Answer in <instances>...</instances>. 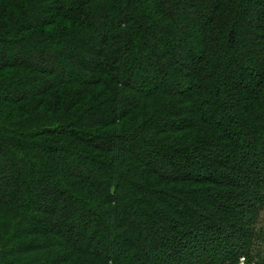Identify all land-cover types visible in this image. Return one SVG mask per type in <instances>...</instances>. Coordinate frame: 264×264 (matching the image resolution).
I'll return each mask as SVG.
<instances>
[{"label":"trees","instance_id":"16d2710c","mask_svg":"<svg viewBox=\"0 0 264 264\" xmlns=\"http://www.w3.org/2000/svg\"><path fill=\"white\" fill-rule=\"evenodd\" d=\"M0 164V264H264V0H0Z\"/></svg>","mask_w":264,"mask_h":264},{"label":"rangeland","instance_id":"374dc122","mask_svg":"<svg viewBox=\"0 0 264 264\" xmlns=\"http://www.w3.org/2000/svg\"><path fill=\"white\" fill-rule=\"evenodd\" d=\"M206 13L207 12H204V11H198L197 13L195 12H191L190 11V13H178V12H176V14H175V19L177 20V22L181 25V26H185L187 23H188V21H189V18L191 19V18H194V17H197V18H199V19H203V16H205L206 15ZM253 18H254V15L251 13L250 15H249V17H248V26H253V24H255L254 22H253ZM249 28H248V35L250 34L249 33ZM251 31V30H250ZM102 32H103V29H102V31H100V33H99V35H101L102 34ZM247 35V36H248ZM246 37V36H245ZM100 38V36H98V39ZM246 39V38H245ZM177 41H175L174 39H172V38H168V40L166 41V42H164V45H163V50L162 51H169V49H171V45L172 44H175ZM193 42V43H192ZM192 42H190V44H192V46L194 47L193 49H194V52H192V53H186V52H182L181 53V51L180 52H178L176 55L178 56V58L183 62V63H185V64H187V65H189L190 64V62H191V60H192V58L193 57H195L197 54H198V48H197V45H194L195 43H194V40H192ZM180 45V44H179ZM12 51H15V50H13V48L11 49V50H8V55L9 56H12V55H14V53L12 52ZM140 53H144V51H141ZM16 55L19 57V58H23L24 59V54L22 53V50L21 49H19V50H17L16 51ZM8 56V57H9ZM86 54H81V56H78V57H76V62H82L83 60H85L86 59ZM28 61L30 62V63H35V64H38V65H41V61H39V59H38V57L37 56H31V57H29L28 58ZM46 63V64H45ZM45 63L43 64V65H50L51 67H53L54 68V71H55V74L57 75H60V76H62V77H66V76H69V73H72V77H75V78H84V77H86V76H88L87 74H89V73H87V72H84V71H78V70H76L77 68H76V65H75V67H73V68H75V70L72 68V69H70V65H66V66H64V64H61V62H56V61H50V59L49 60H47V61H45ZM89 67H92V69L94 70V69H96V67H97V64H96V62H94V61H91L90 62V65H89ZM72 70V71H71ZM131 78V82H133L136 86L137 85H140V80H138L136 77H134V76H129V79ZM183 78L184 77H181V74L180 75H178V79H180V80H183ZM42 84H43V82L41 81V82H37L36 83V85H35V88L36 89H39L41 86H42ZM149 86V85H148ZM14 92V89H10L9 91H5V92H3L4 93V95H7V96H9V95H12V93ZM136 148H134V151H138V153H140V156L142 157V159L144 158V159H146L147 158V155H146V152H145V150H141V149H136ZM18 160V159H17ZM10 162L12 163V165L13 166H11L12 168H14V165H15V162H16V158H14V157H12L11 159H10ZM74 162H76V161H74ZM73 162V160L71 161V163H73V164H75ZM73 164H71V165H73ZM5 167V166H4ZM1 164H0V171L2 170V168H4ZM15 167H16V165H15ZM6 168V167H5ZM94 168L95 167H93V166H80V167H78L77 168V170L78 171H80V172H82V173H89V172H92L93 170H94ZM64 170H66L67 168H63ZM96 169V168H95ZM98 171L97 170H95V171H93V173H92V175L93 176H96ZM0 175H1V173H0ZM112 174H110V176H111ZM98 176H99V173H98ZM124 192H125V194H127L128 195V192H127V190H124ZM230 207H232V205H230ZM74 220V219H73Z\"/></svg>","mask_w":264,"mask_h":264},{"label":"clouds","instance_id":"9594fccd","mask_svg":"<svg viewBox=\"0 0 264 264\" xmlns=\"http://www.w3.org/2000/svg\"><path fill=\"white\" fill-rule=\"evenodd\" d=\"M244 259H245L244 257H241L239 264H243Z\"/></svg>","mask_w":264,"mask_h":264}]
</instances>
